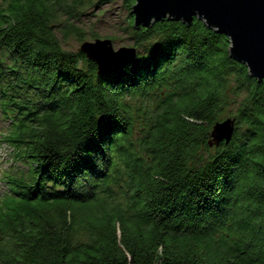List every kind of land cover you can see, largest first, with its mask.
Here are the masks:
<instances>
[{"label": "trees", "instance_id": "trees-1", "mask_svg": "<svg viewBox=\"0 0 264 264\" xmlns=\"http://www.w3.org/2000/svg\"><path fill=\"white\" fill-rule=\"evenodd\" d=\"M94 1L113 0H0L18 171L2 172L0 264H264V80L197 18L136 31L131 15L136 60L98 76L62 48ZM225 116L233 138L210 147Z\"/></svg>", "mask_w": 264, "mask_h": 264}, {"label": "water", "instance_id": "water-1", "mask_svg": "<svg viewBox=\"0 0 264 264\" xmlns=\"http://www.w3.org/2000/svg\"><path fill=\"white\" fill-rule=\"evenodd\" d=\"M130 15L133 29H150L163 20L190 26L195 18L227 37L228 55L244 65L250 77L264 80V0H133ZM87 60L94 62L98 76L114 73L134 62L137 50L127 47L114 51L109 39H95L80 46ZM209 146L228 144L235 131V119L225 118L213 125Z\"/></svg>", "mask_w": 264, "mask_h": 264}, {"label": "rangeland", "instance_id": "rangeland-1", "mask_svg": "<svg viewBox=\"0 0 264 264\" xmlns=\"http://www.w3.org/2000/svg\"><path fill=\"white\" fill-rule=\"evenodd\" d=\"M130 9L131 7L128 8L124 0H113L108 3L102 2V4L94 1L90 7L82 10V17L79 20V24H77V26L83 28L85 39L78 42L74 38H70L69 41H65L62 44V48L66 51L76 52L80 50L79 48L83 42L87 41L92 43L97 38L100 40H111L114 51L127 47L136 49L133 45L132 36H130V32L127 29L128 23L130 22ZM235 106L236 104L228 108V113L233 112ZM24 107V110L27 111L30 106L25 105ZM8 122L0 123V175L6 168L9 170L10 166L14 168L12 169L11 175L18 172L15 169V162L11 157L12 149L4 142H1L3 141L1 135Z\"/></svg>", "mask_w": 264, "mask_h": 264}]
</instances>
